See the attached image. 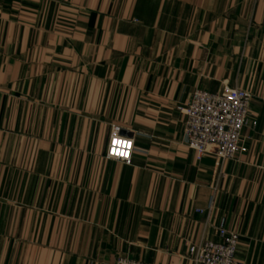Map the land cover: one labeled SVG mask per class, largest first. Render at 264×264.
Segmentation results:
<instances>
[{
  "label": "crops",
  "instance_id": "crops-1",
  "mask_svg": "<svg viewBox=\"0 0 264 264\" xmlns=\"http://www.w3.org/2000/svg\"><path fill=\"white\" fill-rule=\"evenodd\" d=\"M224 87L256 126L216 182L177 108ZM221 222L264 264V0H0V264H191Z\"/></svg>",
  "mask_w": 264,
  "mask_h": 264
},
{
  "label": "built area",
  "instance_id": "built-area-1",
  "mask_svg": "<svg viewBox=\"0 0 264 264\" xmlns=\"http://www.w3.org/2000/svg\"><path fill=\"white\" fill-rule=\"evenodd\" d=\"M251 96L240 89L222 88L218 94L195 91L185 107H178L183 116V140L185 147L200 161L205 154L214 159L213 174L217 182L224 162L233 160L241 150V134L248 121ZM134 150L133 140L121 135L112 127L105 151V159L129 165ZM215 182V184H216ZM203 214V211H195ZM211 212V204L206 217ZM206 218V219H207ZM218 241H200L188 246L187 260L191 264H235L238 236L228 231L223 222L216 227ZM114 264H145L125 258H117Z\"/></svg>",
  "mask_w": 264,
  "mask_h": 264
}]
</instances>
